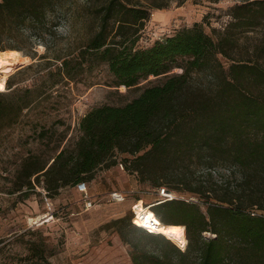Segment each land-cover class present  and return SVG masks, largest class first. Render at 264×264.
<instances>
[{"label": "trees", "instance_id": "16d2710c", "mask_svg": "<svg viewBox=\"0 0 264 264\" xmlns=\"http://www.w3.org/2000/svg\"><path fill=\"white\" fill-rule=\"evenodd\" d=\"M87 1L96 29L76 55L57 57L62 63L49 76L73 81L95 61L106 64L117 87L126 90L142 78L163 76L178 60L184 64L124 106L92 109L80 123L77 142L57 147L50 162L38 155L25 158L16 177L19 191L43 182L51 196L57 195L94 181L100 169L116 166L124 155L125 170L150 182L157 194L165 189L193 196L157 200L147 210L185 236V248L134 225L133 213L111 222L132 248V264H264V0H234L230 22L212 35L195 24L139 50L151 8L166 9L173 0ZM66 3L0 0V52L51 49L54 15ZM8 87L11 91L0 92V135L40 98L36 90L13 89L11 80ZM129 228L153 242L155 250L130 240ZM29 252L30 264H51L43 245L33 243Z\"/></svg>", "mask_w": 264, "mask_h": 264}, {"label": "rangeland", "instance_id": "374dc122", "mask_svg": "<svg viewBox=\"0 0 264 264\" xmlns=\"http://www.w3.org/2000/svg\"><path fill=\"white\" fill-rule=\"evenodd\" d=\"M143 1L148 4L153 0ZM179 2L173 0L162 10L151 8V19L142 31L137 50L150 48L157 41L195 24H200L209 35L213 29L223 30L231 20L229 12L236 3L234 0L218 3L186 0L179 5ZM91 4L87 0H67L63 11L54 15L57 27L52 48L47 50L40 45L33 52L23 49L22 55H29L33 62L7 80L5 92L11 91L8 87L11 80L13 89H33L40 98L0 135V264H30L26 258L33 243L44 246L51 264H132V248L122 242L111 222L131 217L132 206L138 198V204L145 208L163 200L150 182H141L137 175L121 169L124 155L118 156L116 166L96 173V179L87 183L86 196L76 187L51 196L43 182L34 184L29 191L17 188L16 177L25 158L38 155L50 162L59 150L77 142L81 135L80 123L92 109L104 105L124 106L144 89L163 84L178 72L179 64H184V60H178L163 76L142 78L135 87L126 90L117 87L106 64L95 61H88L85 71L73 81L49 76L62 63L55 60L57 57L63 58L71 52L76 55L91 38L97 27L88 13ZM222 62L226 68L229 66L227 60ZM204 76L200 77L203 83ZM43 130L47 132L44 138L40 136ZM113 192L124 193L125 200L113 201ZM172 196L187 200L193 197ZM125 230L130 240L139 242L141 249L155 250L156 245L142 234L130 228Z\"/></svg>", "mask_w": 264, "mask_h": 264}, {"label": "bare ground", "instance_id": "6f19581e", "mask_svg": "<svg viewBox=\"0 0 264 264\" xmlns=\"http://www.w3.org/2000/svg\"><path fill=\"white\" fill-rule=\"evenodd\" d=\"M31 61L32 60L30 59V57L25 56L24 54L22 55V53L19 51L8 50L0 52V92L7 91L6 84L8 78L13 75L16 71H19L21 68H24ZM173 198L174 196H172V199ZM142 207V204H138L137 211L141 212V214H144L143 219L136 220V222L140 224L141 227H151V224H154L153 229L156 232L164 234L168 238L178 241V243L184 248L187 246L188 241L185 236H182L176 229H168L157 218L148 214L147 209L145 207L144 208L146 210H143L144 208Z\"/></svg>", "mask_w": 264, "mask_h": 264}, {"label": "built area", "instance_id": "2783aa9c", "mask_svg": "<svg viewBox=\"0 0 264 264\" xmlns=\"http://www.w3.org/2000/svg\"><path fill=\"white\" fill-rule=\"evenodd\" d=\"M120 167H121L122 170H124V166L122 164H120ZM76 188H77L78 192L81 193L84 196L88 195V193H89L88 192V188H87V183H80ZM158 195L162 196L164 200H172V194L166 193L165 189H161L160 193ZM125 197H126L125 194L122 193V192H113L111 194V199L113 201L122 202V201L125 200ZM138 203L139 202H137V203L135 202V204L132 206V213H133V216H134L133 224L138 226V227H141L140 224H138L136 222V220H142L144 214H141V212L137 211ZM146 209H151V206L147 207ZM257 214H258V212H253L252 213V215H257ZM153 226H154V224H151V227L143 226L141 228L145 229L149 233L159 234L158 232H156L153 229Z\"/></svg>", "mask_w": 264, "mask_h": 264}, {"label": "water", "instance_id": "95a60500", "mask_svg": "<svg viewBox=\"0 0 264 264\" xmlns=\"http://www.w3.org/2000/svg\"><path fill=\"white\" fill-rule=\"evenodd\" d=\"M193 200V199H192Z\"/></svg>", "mask_w": 264, "mask_h": 264}]
</instances>
